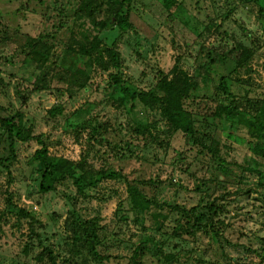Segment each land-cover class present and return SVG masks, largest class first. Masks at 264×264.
Masks as SVG:
<instances>
[{"label": "rangeland", "instance_id": "obj_1", "mask_svg": "<svg viewBox=\"0 0 264 264\" xmlns=\"http://www.w3.org/2000/svg\"><path fill=\"white\" fill-rule=\"evenodd\" d=\"M134 2L131 17L134 27L118 44L125 61L123 71L145 89L155 83L157 70L168 72L178 61L198 77L200 88L194 94L196 101H187L186 107L194 115L198 137L206 132L208 138L212 136L222 143L220 155L229 167V175L220 173L226 180L225 187L210 185L214 171L205 148L189 142L181 132L172 133L170 144L165 142L168 135L165 131L169 128L166 123H160L158 114L142 112L140 120L150 123L153 133L163 140L161 145L133 133L129 111L115 108L108 100V74L93 70L87 87L81 89L70 70L59 66L60 57L70 48L74 36H78L77 0H0L2 115L10 117L15 111H22L34 134H45L52 155L76 161L85 155L97 169L120 171L130 185L148 196H156L160 202L191 208L203 198L210 199V195L212 199L218 197L228 210L221 216L225 222L224 238L202 233L196 239L185 236L173 264H261L254 251L263 246L264 208L260 193L254 192L256 177L240 166L244 165L246 155H250L244 146L245 132L229 138L223 126L215 127L210 113L216 103L209 98L215 82L234 67L222 53L235 42L254 45L259 50L261 62L257 65L263 67L264 73V19L258 17L256 6L244 5L240 0ZM232 8L235 12L225 19L224 14ZM210 21L221 24L222 29L210 32L206 29ZM40 35L52 47L59 64L54 66L48 82L50 88L35 92L34 81L40 72L26 61L20 47L26 38ZM103 37L112 40L116 30L105 31ZM260 79L264 81V76ZM58 105H62L63 115L50 116L48 110ZM206 118L210 124L204 121ZM91 120L108 142L99 144L90 140L89 131L77 129L81 122ZM207 143L210 145V141ZM37 149L39 145L35 141L20 142L17 160L8 162L9 141L0 128V264H52L50 253L56 264H68L73 254L66 223L72 209L84 219H98L102 241L99 249L111 256L107 264H128L141 239L148 240V252L154 253L161 247H165V252L173 251L168 234L141 230L125 181H104L87 191L86 196L78 195L71 181L58 186L54 193H40V175L31 162ZM206 184L208 189L196 190L197 186ZM247 189H252L248 195H240ZM11 204L35 217V229L40 237L32 236L29 217L12 212ZM146 225L150 227L152 221L149 219ZM173 225L168 223L166 230L171 232ZM88 259L84 257V261ZM145 264L162 263L148 255Z\"/></svg>", "mask_w": 264, "mask_h": 264}, {"label": "trees", "instance_id": "obj_2", "mask_svg": "<svg viewBox=\"0 0 264 264\" xmlns=\"http://www.w3.org/2000/svg\"><path fill=\"white\" fill-rule=\"evenodd\" d=\"M77 1L75 22L79 27L78 36H74L70 48L66 50L63 57H60V64L52 54V47L43 40L41 35L26 38L20 47L21 52L26 56V61L40 72L34 81L33 90L36 92L50 88L48 82H50L54 66L58 64L70 70L72 79L81 89L87 87L90 72L93 70L108 74L110 80L108 81V100L115 108L124 107L129 111L133 118L130 125L133 133L150 138L154 145H161L163 140L159 139L157 133H153L150 123L140 120L142 112L158 114L160 123H166L169 128L165 131L168 134L165 142L170 144L172 133L181 132L189 142L201 145L211 157L214 173L210 177V185L215 188L225 187L226 180L220 177V173L229 175V167L220 155L222 143L212 136L208 138L206 132L201 133L202 136L199 138L194 115L191 109L186 107L187 101H196L194 94L200 88L198 77L190 74L189 70L178 61L168 72L157 70L155 83L150 88H140L124 73L125 61L118 48L121 37L134 27L131 17L135 0ZM240 1L244 5L256 6L258 17L264 19V0ZM234 12L235 8L230 9L224 14V18H229ZM114 29L116 37L112 40L104 39L103 33ZM206 29H210V32L214 29L220 31L222 25L210 21ZM223 36L225 38L227 33L224 32ZM222 54V57L231 61L234 67L228 75L222 76L214 84L213 94L209 100L215 101L216 106L210 113V118L215 127L223 126L227 130L229 138L232 134L245 132V136L242 135L245 138L244 146L250 155H246L244 165L240 166L256 177L254 192L260 193L264 208V81L260 79L264 73L263 67L257 65L261 62L259 60L261 55L254 45L247 46L238 42L226 48ZM210 59L212 60L211 56ZM256 89L260 92L256 93ZM139 107L141 108L137 113ZM48 114L63 115L62 105L48 110ZM204 121L210 124L207 118ZM153 126L157 127L155 124ZM0 128L7 134L9 141L10 155L6 159L8 162L17 160L18 143L35 141L39 145L31 162L40 175L39 190L42 194L56 192L58 186L66 181L73 183L80 196H86L87 191L96 189L104 181L128 183L130 204L136 213L135 220L140 224L141 230L145 232L153 230L161 235L168 234L173 249L171 252H165V247H161L151 253L148 252V240L141 239L133 250L128 264H145V258L148 255L156 259L158 263L173 264L179 253L178 248L181 242H185V236L196 239L202 233L217 239L224 238L225 222L221 216L228 210L218 197L212 199L213 196L210 195V199L205 201L206 198H203L199 204L191 208L160 202L156 196H148L130 185L127 177L120 171L113 168L97 169L85 155H82L78 161L52 155L45 134L35 135L32 128L25 123L24 113L19 110L10 117H4L0 107ZM77 129L82 132L89 131L90 140L97 141L99 144L108 142L98 131V127L96 129L93 127L92 120L81 122ZM179 158L182 159L181 153ZM207 186L208 184L203 187L197 186L196 190L200 192L205 187L208 189ZM251 190H244L240 195H248ZM10 208L19 216L29 217L32 236L40 237L35 229L37 221L33 215L17 205L11 204ZM149 219L152 225L147 227ZM168 223L174 224L171 232L166 230ZM66 228L71 234L70 253L73 254L69 257L68 264H87L89 261L95 264H107V261L111 259L110 255H105L99 249L102 241L98 219H84L76 209H72L69 211ZM262 242L263 246L254 252L261 264H264V239ZM26 250L29 249L26 248ZM84 257L90 259L84 261ZM50 260L52 264H56L53 253H50Z\"/></svg>", "mask_w": 264, "mask_h": 264}]
</instances>
